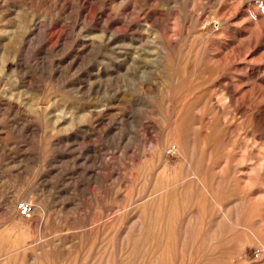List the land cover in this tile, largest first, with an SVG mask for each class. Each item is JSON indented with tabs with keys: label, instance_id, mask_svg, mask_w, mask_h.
Returning <instances> with one entry per match:
<instances>
[{
	"label": "rangeland",
	"instance_id": "374dc122",
	"mask_svg": "<svg viewBox=\"0 0 264 264\" xmlns=\"http://www.w3.org/2000/svg\"><path fill=\"white\" fill-rule=\"evenodd\" d=\"M0 264H264V0H0Z\"/></svg>",
	"mask_w": 264,
	"mask_h": 264
},
{
	"label": "built area",
	"instance_id": "2783aa9c",
	"mask_svg": "<svg viewBox=\"0 0 264 264\" xmlns=\"http://www.w3.org/2000/svg\"><path fill=\"white\" fill-rule=\"evenodd\" d=\"M34 207L30 201L18 200L15 205V211L23 219L30 220L34 215Z\"/></svg>",
	"mask_w": 264,
	"mask_h": 264
},
{
	"label": "bare ground",
	"instance_id": "6f19581e",
	"mask_svg": "<svg viewBox=\"0 0 264 264\" xmlns=\"http://www.w3.org/2000/svg\"><path fill=\"white\" fill-rule=\"evenodd\" d=\"M16 202H17V197L16 196H14L13 198H11L8 202H7V208L9 209V210H12L13 208H14V205L16 204ZM41 207V206H40ZM43 207V206H42ZM37 208H39V207H37ZM37 208H35L34 207V212H38L39 210L37 209ZM41 210V209H40ZM34 216V215H33Z\"/></svg>",
	"mask_w": 264,
	"mask_h": 264
}]
</instances>
